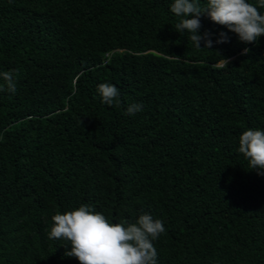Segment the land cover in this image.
Here are the masks:
<instances>
[{
	"label": "trees",
	"instance_id": "1",
	"mask_svg": "<svg viewBox=\"0 0 264 264\" xmlns=\"http://www.w3.org/2000/svg\"><path fill=\"white\" fill-rule=\"evenodd\" d=\"M173 2L0 0V72L17 82L0 92V264H78L48 232L81 205L162 220L157 264H264V175L238 152L264 130V36L205 15L213 45L197 49Z\"/></svg>",
	"mask_w": 264,
	"mask_h": 264
},
{
	"label": "clouds",
	"instance_id": "2",
	"mask_svg": "<svg viewBox=\"0 0 264 264\" xmlns=\"http://www.w3.org/2000/svg\"><path fill=\"white\" fill-rule=\"evenodd\" d=\"M258 7L248 0H174L169 11L180 18L175 25L177 33L189 34V39L197 49L201 41L205 48H211L210 34L199 35L200 18H207L228 32L234 33L240 42L253 44L264 36V0H258ZM192 17V18H189ZM228 42L225 32L219 33L217 44ZM248 49L244 50L247 54ZM179 58V57H177ZM224 60V59H223ZM225 65L229 61L224 60ZM0 92L14 94L17 89L15 74L0 72ZM101 103L108 106L119 104V90L109 83L97 87ZM142 104L132 103L126 109L127 115L141 111ZM238 152L248 162V167L257 175H264V130L248 129L238 139ZM52 226L48 239L63 240L70 247L64 255L75 258L78 264H157V250L154 241L166 229L162 220L153 219L149 214H141L135 222L127 220L119 223L109 222L106 216L87 205L75 210L52 216Z\"/></svg>",
	"mask_w": 264,
	"mask_h": 264
}]
</instances>
